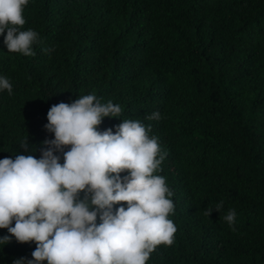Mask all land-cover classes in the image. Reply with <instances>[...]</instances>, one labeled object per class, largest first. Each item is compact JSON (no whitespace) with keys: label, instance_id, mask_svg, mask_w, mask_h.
<instances>
[{"label":"trees","instance_id":"1","mask_svg":"<svg viewBox=\"0 0 264 264\" xmlns=\"http://www.w3.org/2000/svg\"><path fill=\"white\" fill-rule=\"evenodd\" d=\"M22 15L38 36L25 56L0 34V158L25 137L39 156L51 105L111 100L119 118L98 129L139 118L164 153L176 230L145 264H264V0H28ZM34 247L11 239L0 264Z\"/></svg>","mask_w":264,"mask_h":264},{"label":"clouds","instance_id":"2","mask_svg":"<svg viewBox=\"0 0 264 264\" xmlns=\"http://www.w3.org/2000/svg\"><path fill=\"white\" fill-rule=\"evenodd\" d=\"M27 3L0 0L4 46L25 56L34 54L38 36L17 27L25 23ZM3 89L11 94L8 78L0 75ZM120 112L119 104L102 103L92 93L58 102L47 110L43 127L52 139L40 142L38 157L25 137L26 154L0 158V229H6L0 248L11 239L35 244L31 259L12 264H145L156 245L172 242V192L163 176L153 174L164 157H157L156 136L139 118L121 120L114 131L97 127ZM159 118L156 111L148 117ZM222 204L213 209L219 212ZM235 215L228 209L223 219L231 225Z\"/></svg>","mask_w":264,"mask_h":264}]
</instances>
